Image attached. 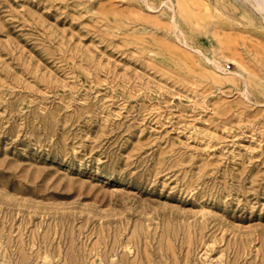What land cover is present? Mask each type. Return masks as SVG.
<instances>
[{
	"label": "rangeland",
	"instance_id": "1",
	"mask_svg": "<svg viewBox=\"0 0 264 264\" xmlns=\"http://www.w3.org/2000/svg\"><path fill=\"white\" fill-rule=\"evenodd\" d=\"M0 264H264V0H0Z\"/></svg>",
	"mask_w": 264,
	"mask_h": 264
}]
</instances>
